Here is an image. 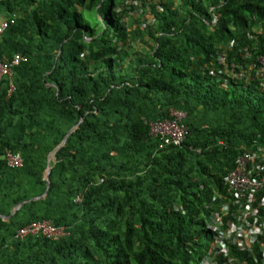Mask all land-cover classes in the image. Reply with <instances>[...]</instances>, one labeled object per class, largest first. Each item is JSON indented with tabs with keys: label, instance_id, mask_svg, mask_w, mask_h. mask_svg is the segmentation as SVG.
<instances>
[{
	"label": "trees",
	"instance_id": "1",
	"mask_svg": "<svg viewBox=\"0 0 264 264\" xmlns=\"http://www.w3.org/2000/svg\"><path fill=\"white\" fill-rule=\"evenodd\" d=\"M0 12L15 16L0 61L22 58L0 86V264H264V189L247 210L226 182L244 157L262 176L264 0H7ZM176 112L184 143L161 148L150 126ZM41 221L64 234L16 238Z\"/></svg>",
	"mask_w": 264,
	"mask_h": 264
},
{
	"label": "built area",
	"instance_id": "2",
	"mask_svg": "<svg viewBox=\"0 0 264 264\" xmlns=\"http://www.w3.org/2000/svg\"><path fill=\"white\" fill-rule=\"evenodd\" d=\"M3 1V0H0ZM14 21L0 20V35L4 33L9 25ZM22 61L20 56L14 58L11 63L0 61V86L2 80L6 77H11V67L18 65ZM261 71L264 76V59H261ZM14 90V86L10 85V91ZM173 119L165 120L157 123H152L150 126L151 134L154 137L161 139V148L165 145L181 146L187 134V128L182 124L181 120L185 118V113H173ZM6 159L11 168L23 167V159L19 154L7 152ZM260 170L264 172V165ZM251 173L247 172L245 160H242L237 169L229 176V185L232 189L239 192L242 198L248 197L249 201L253 199L254 194L264 186V177L261 179H250ZM41 234L48 238H58L64 234L62 229L55 227L48 221H41L31 224L28 227L22 228L17 232V239H24L31 235Z\"/></svg>",
	"mask_w": 264,
	"mask_h": 264
},
{
	"label": "clouds",
	"instance_id": "3",
	"mask_svg": "<svg viewBox=\"0 0 264 264\" xmlns=\"http://www.w3.org/2000/svg\"><path fill=\"white\" fill-rule=\"evenodd\" d=\"M7 0H3V1H0V4H2V3H5ZM0 20H8L9 22L10 21H14V23H15V16H13L11 19L10 18H8V17H6V16H4L3 14H1V12H0ZM14 23H11L10 25H12V24H14ZM9 25V26H10ZM9 28V27H8ZM3 34V33H2ZM1 34V35H2ZM0 35V36H1ZM262 64V63H261ZM262 66V65H261ZM12 85V84H11ZM150 132H151V129H150ZM152 135V134H151ZM157 138H159V137H157ZM161 140V139H160ZM185 140V139H184ZM183 143H184V141H183ZM182 143V144H183ZM161 144H162V142H161ZM165 146H168V145H165ZM182 146V145H181ZM181 146H179V147H181ZM242 160H245V164H246V167L248 166V160H249V157H244V158H242V159H240L239 160V162L237 163V166H236V168L232 171V172H230L229 174H228V176H227V179H226V182H227V185H228V187L230 188V190H232V191H235L234 189H232L231 188V186L229 185V181H228V179H229V176L237 169V167H238V165H239V163L242 161ZM24 163V162H23ZM262 166V165H261ZM261 166L259 167V172L261 173V178H263L264 177V172H262L261 170H260V168H261ZM255 170H256V168H255ZM247 172H249L248 170H247ZM249 173H251V172H249ZM252 174V173H251ZM250 179L252 180V177H251V175H250ZM255 179V178H254ZM259 180V179H258ZM264 189V186L260 189V190H258L255 194H254V197H253V199H251V201H249V199H248V197L246 198V199H244L245 200V202L247 203V210H248V205H250V206H256V204H255V201H256V199H257V197L259 196V194H260V192L262 191ZM235 192H237V191H235ZM239 193V192H238ZM240 194V193H239ZM240 196H241V194H240ZM242 197V196H241ZM257 207V206H256ZM260 210V209H259ZM247 241V244L249 245V244H251V243H249L250 241L249 240H246Z\"/></svg>",
	"mask_w": 264,
	"mask_h": 264
},
{
	"label": "water",
	"instance_id": "4",
	"mask_svg": "<svg viewBox=\"0 0 264 264\" xmlns=\"http://www.w3.org/2000/svg\"><path fill=\"white\" fill-rule=\"evenodd\" d=\"M78 125L73 128L69 134L66 136V138L63 140L62 144L56 148L51 154H50V157H49V166H48V170H47V175H46V180H47V190L45 192V194L42 196V197H37V198H33L32 200L30 201H35V200H40V199H43L46 197V195L48 194V191L50 189V182H49V179H50V174H51V170H52V166H51V160L54 156V154L57 152V150H59L62 146H64V144L67 142L68 140V137L77 129ZM26 203H22V204H19L16 208L13 209L11 215L8 217V218H4L5 220H8L10 219L17 210H19L21 207H23Z\"/></svg>",
	"mask_w": 264,
	"mask_h": 264
},
{
	"label": "rangeland",
	"instance_id": "5",
	"mask_svg": "<svg viewBox=\"0 0 264 264\" xmlns=\"http://www.w3.org/2000/svg\"><path fill=\"white\" fill-rule=\"evenodd\" d=\"M264 64V63H263Z\"/></svg>",
	"mask_w": 264,
	"mask_h": 264
}]
</instances>
